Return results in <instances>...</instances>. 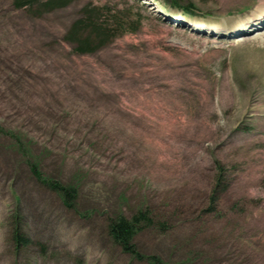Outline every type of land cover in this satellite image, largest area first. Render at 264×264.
Returning <instances> with one entry per match:
<instances>
[{"label":"rangeland","instance_id":"obj_1","mask_svg":"<svg viewBox=\"0 0 264 264\" xmlns=\"http://www.w3.org/2000/svg\"><path fill=\"white\" fill-rule=\"evenodd\" d=\"M43 1L0 0V264H264V0Z\"/></svg>","mask_w":264,"mask_h":264},{"label":"trees","instance_id":"obj_2","mask_svg":"<svg viewBox=\"0 0 264 264\" xmlns=\"http://www.w3.org/2000/svg\"><path fill=\"white\" fill-rule=\"evenodd\" d=\"M38 1L39 0H15L17 6H25L27 4L33 5ZM61 2H65V0H44L43 5L48 6L55 3L60 4ZM183 8L185 12L191 13L193 12L192 8H194V6L186 4ZM84 25H88V28L91 29V33H89L86 38L80 39V37L78 36L80 35V32L85 30ZM72 34L76 38H79V53L86 54L91 52L89 51V49L93 45L94 39H105V37L108 35V31L106 28H103L102 26L92 22V20L88 18L87 20H82L81 22H78L74 30L72 31ZM29 166L32 174H34V176L38 180L51 187L53 190H56L61 193L63 203L66 207L71 208L74 206V202L77 198L76 188L70 185H64L56 180L44 179L36 164L29 162ZM220 175L218 179H220ZM143 224L144 226L155 225V221L145 211H139L134 214L131 218H128L124 215H116L109 219V234L123 248L125 252L135 256L138 259H143V255L136 250L134 244V237L137 234V231L141 229V226ZM156 225H158V227H160V229L162 230H166L168 228V225L164 222ZM14 240L18 246H25L30 243L29 238L25 237L23 233L21 234L19 230H15ZM153 260H156L155 256L153 257Z\"/></svg>","mask_w":264,"mask_h":264},{"label":"bare ground","instance_id":"obj_3","mask_svg":"<svg viewBox=\"0 0 264 264\" xmlns=\"http://www.w3.org/2000/svg\"><path fill=\"white\" fill-rule=\"evenodd\" d=\"M263 14V13H262ZM259 19V18H258ZM260 22V21H259ZM250 23V22H249ZM247 24V23H246ZM246 24H244V25H241V30L240 31H238V32H240V34H242V35H244V36H246V35H248L249 34V32L252 30V29H250L249 28V30H248V28H247V25ZM249 27V26H248ZM195 28H197V26L195 27ZM198 28H200V29H202L201 27H198ZM213 31H219V30H212V32ZM254 32V31H253ZM220 33V32H219ZM216 34V33H215Z\"/></svg>","mask_w":264,"mask_h":264}]
</instances>
